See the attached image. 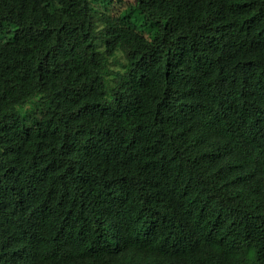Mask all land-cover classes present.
<instances>
[{"label": "trees", "instance_id": "trees-1", "mask_svg": "<svg viewBox=\"0 0 264 264\" xmlns=\"http://www.w3.org/2000/svg\"><path fill=\"white\" fill-rule=\"evenodd\" d=\"M0 264H264V0H0Z\"/></svg>", "mask_w": 264, "mask_h": 264}, {"label": "rangeland", "instance_id": "rangeland-1", "mask_svg": "<svg viewBox=\"0 0 264 264\" xmlns=\"http://www.w3.org/2000/svg\"><path fill=\"white\" fill-rule=\"evenodd\" d=\"M124 1H130V0H124ZM194 18H195L196 21H200L203 18V12H202V10L200 8H196V10L194 11ZM119 68H121V65L117 64L115 69H119ZM26 108H29V109L38 108V111H40L41 109H43V105L37 100V101H34L33 103L25 106L20 111L22 112Z\"/></svg>", "mask_w": 264, "mask_h": 264}]
</instances>
